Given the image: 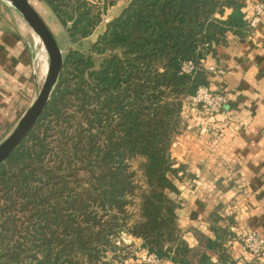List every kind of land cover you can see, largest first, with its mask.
<instances>
[{
    "label": "trees",
    "instance_id": "16d2710c",
    "mask_svg": "<svg viewBox=\"0 0 264 264\" xmlns=\"http://www.w3.org/2000/svg\"><path fill=\"white\" fill-rule=\"evenodd\" d=\"M42 1L72 46L42 116L0 166V264H123L125 234L164 262L233 264L235 234L217 213L216 238L190 248L168 194L185 107L210 85L207 57L247 35V0H131L88 52L73 45L117 1ZM187 61L194 75L182 74Z\"/></svg>",
    "mask_w": 264,
    "mask_h": 264
},
{
    "label": "crops",
    "instance_id": "0c3cea01",
    "mask_svg": "<svg viewBox=\"0 0 264 264\" xmlns=\"http://www.w3.org/2000/svg\"><path fill=\"white\" fill-rule=\"evenodd\" d=\"M258 3L264 0H247L244 12L251 17ZM30 37L35 48L29 27L0 7V142L35 96ZM204 64L226 70L225 75L209 73V88L231 98L218 114L201 109L184 113L187 129L172 147L182 168L177 178L171 177L178 192L168 196L190 248L199 246V235L216 238L210 220L216 212L218 225L235 234L226 244L233 264H264V257H253L242 244L248 231L264 236V15L257 29H249L243 38L230 35L228 44ZM128 264L144 262L139 258Z\"/></svg>",
    "mask_w": 264,
    "mask_h": 264
},
{
    "label": "water",
    "instance_id": "95a60500",
    "mask_svg": "<svg viewBox=\"0 0 264 264\" xmlns=\"http://www.w3.org/2000/svg\"><path fill=\"white\" fill-rule=\"evenodd\" d=\"M1 1L10 7L23 23L39 37L42 43L41 45H43L48 55L49 69L42 86L39 87L36 82L35 96L27 111L13 130L0 142V166L7 162L9 157L32 131L42 116L62 73L65 56L64 51L58 44L55 34L33 6L31 0ZM35 51L36 56L38 53V48L36 46L33 52L35 53ZM35 61L36 57L34 59V66Z\"/></svg>",
    "mask_w": 264,
    "mask_h": 264
},
{
    "label": "built area",
    "instance_id": "2783aa9c",
    "mask_svg": "<svg viewBox=\"0 0 264 264\" xmlns=\"http://www.w3.org/2000/svg\"><path fill=\"white\" fill-rule=\"evenodd\" d=\"M264 15V4L258 3L254 6L253 15L248 22L250 30L257 29ZM204 69L209 73L225 75L226 70L216 68L215 66H204ZM198 67L193 61H187L182 66V74L194 75ZM231 95L226 91H213L209 87H199L197 93L189 98V104L185 107V112L196 109H201L209 114L220 113L229 103ZM132 238V237H130ZM124 241V240H123ZM242 244L246 252L253 257L259 259L264 257V236L258 235L256 232L248 231L243 239ZM142 261L144 264H163L164 261L158 258L155 254L143 251Z\"/></svg>",
    "mask_w": 264,
    "mask_h": 264
},
{
    "label": "rangeland",
    "instance_id": "374dc122",
    "mask_svg": "<svg viewBox=\"0 0 264 264\" xmlns=\"http://www.w3.org/2000/svg\"><path fill=\"white\" fill-rule=\"evenodd\" d=\"M31 1H32L33 6L38 11V13L42 16V18L45 20V22L48 24V26L51 28V30L55 34L56 39L61 49L64 51V53H66V51L72 46V43L68 38L66 30L61 26V24L57 20L52 10L42 0H31ZM116 1H117V4L108 9L107 13L104 15V22L97 28L95 33L88 39L83 40L80 43L73 45V46L79 48L83 52H88L92 44L95 43L98 37L104 32L106 24L112 21L114 18H116L131 0H116ZM0 7L2 9L5 7L7 10L12 11V9L8 7L1 0H0ZM30 32L32 33L31 30ZM33 36L35 37L38 43V45H36V47L38 48V53L36 56H35L36 51L35 53L33 52L34 48L32 44L30 43V41L32 40L31 37H30L31 39L29 38V41H27L28 42L27 44L32 52V68L36 72V75L34 76V78L36 79V82L38 83L39 87H41L47 76L48 71L46 72L45 75H42V66L39 65V55L41 52V44L38 42L37 36L35 34ZM35 57H36V61H35V66H34ZM95 57L98 62L100 58L97 56ZM48 69H49V66H48ZM135 170L137 171V179L141 181L142 174L140 171H138V167L136 164H135ZM122 238L124 240V244L129 248L128 253L132 255L131 256L132 258L123 264H128V262H130L132 259H135V260L139 258L141 259L143 255V251H144L141 249L142 241L139 239L130 238L126 234L123 235Z\"/></svg>",
    "mask_w": 264,
    "mask_h": 264
},
{
    "label": "bare ground",
    "instance_id": "6f19581e",
    "mask_svg": "<svg viewBox=\"0 0 264 264\" xmlns=\"http://www.w3.org/2000/svg\"><path fill=\"white\" fill-rule=\"evenodd\" d=\"M32 2V1H31ZM30 29V28H29ZM31 30V29H30ZM32 31V30H31ZM32 33H33V35L35 34L33 31H32ZM36 35V34H35ZM37 36V35H36ZM37 39H38V42L40 43V44H42L41 42H40V39H39V37L37 36ZM42 56H44L43 58H45V60H46V63H45V65L42 67V75H45L46 74V72L48 71V66H49V61H48V55H47V52H46V50H45V48L43 47V45H41V52H40V55H39V60H41V57Z\"/></svg>",
    "mask_w": 264,
    "mask_h": 264
}]
</instances>
